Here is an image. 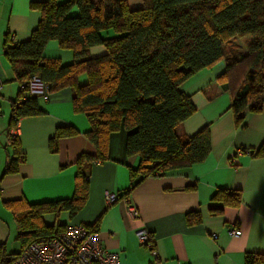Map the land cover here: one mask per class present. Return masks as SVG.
<instances>
[{
    "label": "trees",
    "instance_id": "obj_1",
    "mask_svg": "<svg viewBox=\"0 0 264 264\" xmlns=\"http://www.w3.org/2000/svg\"><path fill=\"white\" fill-rule=\"evenodd\" d=\"M31 7L42 14L37 29L26 41H7L4 54L23 83V95L34 76L51 91L71 88L74 110L85 113L91 123L88 137L96 153H82L77 159L71 198L36 204L23 198L7 202L21 245L19 252L12 253L0 243V264H13L25 246L69 226L48 224L45 215L59 217L67 211L74 217L85 207L91 169L109 158L112 132L124 128L127 154L140 159L139 166L130 169L133 186L141 178L206 160L212 150L210 127L193 136L177 131L196 111L182 85L200 71L226 61L221 83L233 93L231 109L238 128L245 126L248 112L258 113L264 107V0H143L138 9H131L126 0H47ZM74 7L78 15L72 14ZM107 31L115 35L107 36ZM238 37L252 38L246 51L237 44ZM51 40L73 51V63L44 57ZM98 45L105 46L107 53L93 58L90 49ZM83 73L88 82L81 85L78 79ZM38 98L25 94L13 102L9 130L22 117L44 113ZM77 132L59 127L50 141L51 150L57 151L60 138ZM18 139L11 141L14 155L5 173L16 172L26 159ZM130 194L127 190L118 198ZM217 196L225 202L241 200L239 191L220 189ZM85 225L99 231L100 220ZM245 264H264V253L248 252Z\"/></svg>",
    "mask_w": 264,
    "mask_h": 264
},
{
    "label": "crops",
    "instance_id": "obj_2",
    "mask_svg": "<svg viewBox=\"0 0 264 264\" xmlns=\"http://www.w3.org/2000/svg\"><path fill=\"white\" fill-rule=\"evenodd\" d=\"M45 1L0 0V242L4 243L18 233L7 202L23 198L36 204L71 198L77 159L82 153H96L88 137L91 123L85 113L74 110L73 92L66 87L51 91L48 99L38 98L44 113L20 119L18 140L26 159L16 172L5 173L14 155L9 140L13 102L26 93L23 95V83L4 54V45L31 37L42 18L31 5ZM126 1L131 9L143 6V0ZM72 14L78 15L79 9L74 7ZM104 34L115 35L113 31ZM106 53L103 45L90 49L93 58ZM44 57L62 64L74 61L73 51L61 48L56 40L47 43ZM226 68V61H221L182 85L196 111L177 131L193 136L209 126L212 150L206 160L141 178L133 186L130 169L137 168L140 159L127 154V134L121 128L109 136V158L91 169L85 207L74 217L67 211L59 217L47 214L45 221L93 225L100 220L102 242L120 254L122 264H245L248 252L264 253V154H260L264 107L258 113L248 112L244 127L236 126L231 109L233 93L224 90L221 83ZM78 81L86 84L87 74L79 75ZM59 127H73L78 132L60 138L53 152L50 141ZM220 189L239 191L240 202H225L217 196ZM127 190H131L129 200L119 197L107 206V193ZM130 204L138 208V218L129 212ZM143 229L152 236L156 255L140 242L137 232ZM232 230L242 233L231 235Z\"/></svg>",
    "mask_w": 264,
    "mask_h": 264
},
{
    "label": "built area",
    "instance_id": "obj_3",
    "mask_svg": "<svg viewBox=\"0 0 264 264\" xmlns=\"http://www.w3.org/2000/svg\"><path fill=\"white\" fill-rule=\"evenodd\" d=\"M3 83L0 81V89ZM50 86L41 78L34 76L28 85L26 96H38L48 99ZM18 126L9 130V140L19 136ZM1 192V190H0ZM130 196V195H129ZM129 196L125 198L129 200ZM117 193H107V206L118 200ZM129 212L135 218L140 216L135 205H129ZM241 230H232L231 235L238 236ZM137 236L141 243L157 254L152 236L147 230H140ZM13 264H122L119 253L108 250L102 242L99 231L89 229L85 224L69 225L63 231L38 242L28 244L18 254Z\"/></svg>",
    "mask_w": 264,
    "mask_h": 264
},
{
    "label": "rangeland",
    "instance_id": "obj_4",
    "mask_svg": "<svg viewBox=\"0 0 264 264\" xmlns=\"http://www.w3.org/2000/svg\"><path fill=\"white\" fill-rule=\"evenodd\" d=\"M237 44L240 46V49L243 51H246L247 49V45L249 44V42L252 40V38L250 37H244V38H235ZM230 48V46L228 47V49ZM4 243V241H2ZM0 242V243H2ZM9 243H4L7 246V249L9 252L12 253H17L20 251V242L19 240L16 239V235L13 234L10 238V240L8 241ZM8 244V245H7Z\"/></svg>",
    "mask_w": 264,
    "mask_h": 264
}]
</instances>
